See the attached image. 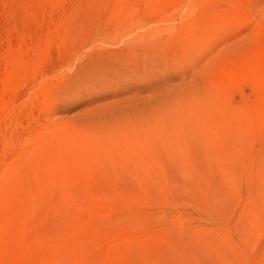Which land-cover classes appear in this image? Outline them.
Instances as JSON below:
<instances>
[{"label": "rangeland", "instance_id": "374dc122", "mask_svg": "<svg viewBox=\"0 0 264 264\" xmlns=\"http://www.w3.org/2000/svg\"><path fill=\"white\" fill-rule=\"evenodd\" d=\"M0 264H264V0H0Z\"/></svg>", "mask_w": 264, "mask_h": 264}, {"label": "bare ground", "instance_id": "6f19581e", "mask_svg": "<svg viewBox=\"0 0 264 264\" xmlns=\"http://www.w3.org/2000/svg\"><path fill=\"white\" fill-rule=\"evenodd\" d=\"M96 39V38H95ZM83 48V47H82ZM99 51V50H98ZM103 51V50H102ZM102 53V52H101ZM135 55V54H134ZM143 55V54H142ZM147 56H150V55H147ZM64 57V56H63ZM151 57H153V56H151ZM96 58V57H95ZM99 58V57H98ZM98 58H96V59H98ZM150 58V57H149ZM155 59V58H154ZM115 61H116V59H114ZM124 59H122V61H123ZM102 61V60H101ZM106 61V60H105ZM120 61V60H119ZM119 61L117 60V62H118V64H119ZM93 62V61H92ZM154 62V61H153ZM84 63V62H83ZM106 63V62H105ZM105 63H103V64H105ZM121 63V62H120ZM127 63V62H126ZM125 62L123 63V64H126ZM108 64V63H107ZM122 64V63H121ZM87 65V64H86ZM88 65H89V63H88ZM91 65V64H90ZM106 65V64H105ZM120 65V64H119ZM133 65V64H132ZM107 67H109L110 66V64H109V66L108 65H106ZM112 64H111V67L110 68H112ZM123 66H125V67H127L126 65H122V67ZM129 66V65H128ZM90 67V66H89ZM92 67H95V64L92 66ZM92 67H90V68H92ZM96 67H98V66H96ZM95 67V68H96ZM115 67H118V66H114V68L113 69H115ZM98 68H100V66L98 67ZM109 68V69H110ZM130 68H132V67H130ZM81 69V68H80ZM101 69L103 70V67H101ZM108 69V68H107ZM108 69V70H109ZM113 69H110V70H112L113 71ZM117 69V68H116ZM99 70V69H98ZM123 70V69H122ZM97 71V70H96ZM104 71V70H103ZM114 71H116V70H114ZM119 71H120V69H119ZM117 72V71H116ZM80 73H81V71H80ZM79 75V74H78ZM84 76V75H83ZM91 77V76H90ZM54 85V84H53ZM52 85V86H53ZM54 86H56V85H54Z\"/></svg>", "mask_w": 264, "mask_h": 264}]
</instances>
